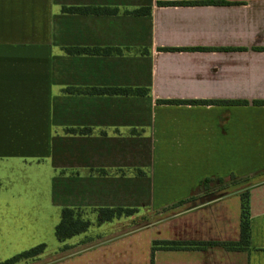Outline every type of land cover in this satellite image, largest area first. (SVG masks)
<instances>
[{
    "label": "crops",
    "instance_id": "0c3cea01",
    "mask_svg": "<svg viewBox=\"0 0 264 264\" xmlns=\"http://www.w3.org/2000/svg\"><path fill=\"white\" fill-rule=\"evenodd\" d=\"M261 103L264 0H0V262L72 208L93 224L55 237L53 264H264ZM245 192L249 250L153 254L239 242ZM102 208L136 213L98 225Z\"/></svg>",
    "mask_w": 264,
    "mask_h": 264
},
{
    "label": "trees",
    "instance_id": "16d2710c",
    "mask_svg": "<svg viewBox=\"0 0 264 264\" xmlns=\"http://www.w3.org/2000/svg\"><path fill=\"white\" fill-rule=\"evenodd\" d=\"M176 3H160V5H175ZM73 13H102V10H91V9H71ZM136 15H148L150 13L149 8H143L134 12ZM71 54L88 53L86 49H72L69 50ZM105 93H122L130 94L129 90H106ZM143 90H137V94H144ZM160 103L167 104H190V105H209V104H231V105H242L245 102L233 101V102H218V101H160ZM260 104V103H259ZM264 104V103H261ZM229 180H232V184L237 183L234 176H231ZM227 181L219 179H206L200 183V191L207 197L211 196L210 192L216 186L225 187ZM191 201V200H189ZM185 203V202H183ZM136 213L134 209H123V208H102L98 210V216L96 224L101 225L103 223L112 222L113 220L119 219L123 216H131ZM93 222L86 218L84 212L79 209L64 208L61 211V220L55 227L54 235L56 239L63 243L73 237L86 233L92 226ZM241 238L239 242L235 243H219V242H174V241H157L153 243V254L156 250H170V251H182V250H205L210 246H222L230 251H246L249 250L251 240V225H250V206H249V193L245 192L241 194ZM47 245L40 244L33 248H30L14 257L0 262V264H20L23 261L35 259L41 256L46 251ZM65 249L68 246L64 247Z\"/></svg>",
    "mask_w": 264,
    "mask_h": 264
},
{
    "label": "rangeland",
    "instance_id": "374dc122",
    "mask_svg": "<svg viewBox=\"0 0 264 264\" xmlns=\"http://www.w3.org/2000/svg\"><path fill=\"white\" fill-rule=\"evenodd\" d=\"M232 183H233L232 180H227V185H230ZM235 184H238V182L235 183ZM210 197L212 198L213 196H210ZM54 229L55 228H53V229L52 228H49V227L46 228V235H47L46 236V242H45V244L47 245L46 251L41 256H39V257H37L35 259H30L28 261H23L20 264H33L34 262H37L40 257H42V258L45 259L46 264H53L52 255H53V252L55 251V249L59 246V245H57V244L54 243L55 242V236L54 235L53 236L51 235V232L52 231L54 232ZM68 244L69 243L63 242V243H61V246L64 248ZM20 253L21 252H19V254Z\"/></svg>",
    "mask_w": 264,
    "mask_h": 264
}]
</instances>
